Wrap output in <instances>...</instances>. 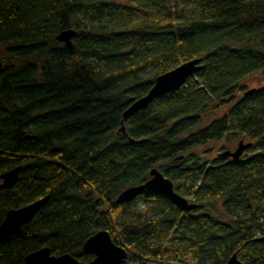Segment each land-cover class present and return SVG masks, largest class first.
Listing matches in <instances>:
<instances>
[{
	"label": "trees",
	"instance_id": "16d2710c",
	"mask_svg": "<svg viewBox=\"0 0 264 264\" xmlns=\"http://www.w3.org/2000/svg\"><path fill=\"white\" fill-rule=\"evenodd\" d=\"M66 28L73 47L56 37ZM196 57L178 88L124 115ZM0 60V184L21 166L0 186V223L50 194L0 242V264L46 245L90 260L100 229L128 248L124 264H264V79L247 82L264 78V0H0ZM241 139L236 159L197 149ZM153 167L197 207L148 188L117 202Z\"/></svg>",
	"mask_w": 264,
	"mask_h": 264
},
{
	"label": "water",
	"instance_id": "95a60500",
	"mask_svg": "<svg viewBox=\"0 0 264 264\" xmlns=\"http://www.w3.org/2000/svg\"><path fill=\"white\" fill-rule=\"evenodd\" d=\"M77 34L76 29L66 28L60 31L56 37L64 41L67 46L73 47V37ZM201 58H192L184 61L174 68H171L156 78L154 85L143 96L135 99L125 110L127 117L141 108L146 107L157 96L178 88L191 75L198 71L202 64ZM2 61L0 60V66ZM125 130V126H122ZM251 145L241 139L235 149H226L221 154L239 158L244 150ZM21 166L14 167L2 173L3 179L0 186L13 185L19 178ZM154 189L169 196L175 204L182 210H192L197 207V203L178 191L174 186V181L166 176L159 167L150 170V177L139 184H133L121 191L117 197V202L131 200L138 196L144 189ZM50 194L44 195L30 203L20 207L10 208L5 218L0 223V242L10 234L18 231L23 224L29 222L35 214L47 203ZM264 239V236L262 237ZM83 249L93 254L90 260H81L76 255L65 252L62 254L52 253L50 246L46 245L29 252L22 264H124L128 257V248L124 244L116 243L107 229H100L91 234L84 242ZM228 264H243L237 253H233Z\"/></svg>",
	"mask_w": 264,
	"mask_h": 264
},
{
	"label": "rangeland",
	"instance_id": "374dc122",
	"mask_svg": "<svg viewBox=\"0 0 264 264\" xmlns=\"http://www.w3.org/2000/svg\"><path fill=\"white\" fill-rule=\"evenodd\" d=\"M264 78H260L258 76H252L251 78H249L247 80V82H249V85H254V86H257L259 84L262 83V80ZM223 110L220 108L218 111H216V113H222ZM248 140V139H247ZM238 141L239 140H236V141H226V142H214V141H209L205 144H202L201 146H199L197 149H199V151L202 153L203 157L205 158H212V157H215L218 155L219 151L225 148H233L235 149L237 147V144H238ZM253 148V147H252ZM254 149V148H253ZM246 151H249V149H247ZM140 200H138L137 202H139Z\"/></svg>",
	"mask_w": 264,
	"mask_h": 264
}]
</instances>
